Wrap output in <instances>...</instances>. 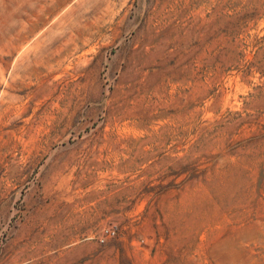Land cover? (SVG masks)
I'll return each instance as SVG.
<instances>
[{"label": "rangeland", "instance_id": "1", "mask_svg": "<svg viewBox=\"0 0 264 264\" xmlns=\"http://www.w3.org/2000/svg\"><path fill=\"white\" fill-rule=\"evenodd\" d=\"M0 264H264V0H0Z\"/></svg>", "mask_w": 264, "mask_h": 264}]
</instances>
